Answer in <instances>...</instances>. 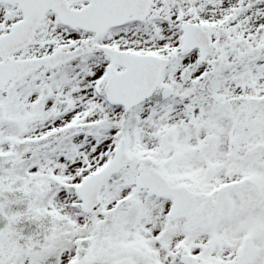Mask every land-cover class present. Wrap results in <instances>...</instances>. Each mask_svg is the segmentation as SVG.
Here are the masks:
<instances>
[{"label":"snow or ice","instance_id":"6c2138e0","mask_svg":"<svg viewBox=\"0 0 264 264\" xmlns=\"http://www.w3.org/2000/svg\"><path fill=\"white\" fill-rule=\"evenodd\" d=\"M0 264H264V0H0Z\"/></svg>","mask_w":264,"mask_h":264}]
</instances>
